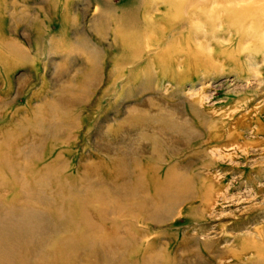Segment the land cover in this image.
<instances>
[{
    "label": "rangeland",
    "instance_id": "obj_1",
    "mask_svg": "<svg viewBox=\"0 0 264 264\" xmlns=\"http://www.w3.org/2000/svg\"><path fill=\"white\" fill-rule=\"evenodd\" d=\"M189 2L0 0V264H264V0Z\"/></svg>",
    "mask_w": 264,
    "mask_h": 264
},
{
    "label": "bare ground",
    "instance_id": "obj_2",
    "mask_svg": "<svg viewBox=\"0 0 264 264\" xmlns=\"http://www.w3.org/2000/svg\"><path fill=\"white\" fill-rule=\"evenodd\" d=\"M167 2H168V0H166ZM178 1H180V2H182L183 0H178ZM190 2L189 3H187L186 4V6L188 7V6H194L195 4H199V3H202V5H205L206 6V0H189ZM173 2V1H172ZM170 3V4H173V3ZM176 4V3H175ZM185 6V7H186Z\"/></svg>",
    "mask_w": 264,
    "mask_h": 264
}]
</instances>
